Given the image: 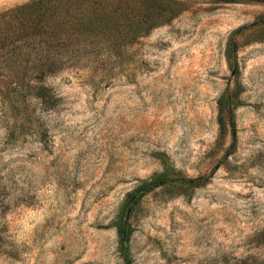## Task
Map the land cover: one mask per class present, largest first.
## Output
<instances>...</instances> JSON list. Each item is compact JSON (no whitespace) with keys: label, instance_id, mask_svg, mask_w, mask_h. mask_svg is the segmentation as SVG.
<instances>
[{"label":"rangeland","instance_id":"1","mask_svg":"<svg viewBox=\"0 0 264 264\" xmlns=\"http://www.w3.org/2000/svg\"><path fill=\"white\" fill-rule=\"evenodd\" d=\"M32 1L0 0V264H123V220L132 264H264V2ZM165 171L204 183L128 213Z\"/></svg>","mask_w":264,"mask_h":264},{"label":"trees","instance_id":"2","mask_svg":"<svg viewBox=\"0 0 264 264\" xmlns=\"http://www.w3.org/2000/svg\"><path fill=\"white\" fill-rule=\"evenodd\" d=\"M59 1L60 0H35V1L30 2L29 4H26L22 7H20L17 11L24 10V9H34L35 7H41V6L47 7L48 5L57 4ZM71 1H73V0H71ZM143 1H147V0H143ZM149 1L151 3H149V2H144V3H147L149 5V11H151L152 15L163 16V15L171 12V9L166 6L168 4V2L166 0H164V1L163 0H149ZM143 24H145V23L141 21L137 25L136 29H142V27H145V26H142ZM148 27L151 28L152 26L149 25ZM45 93H46L45 88H40L39 93L37 94V96L43 102H46V94ZM221 103H222V101H221ZM221 103H220V105H221ZM219 130H220V134L222 136L224 128H223V122L221 120H219ZM203 183L204 182L199 180V179L171 178V177H169L167 171L162 172V173L154 176L152 179L141 183L139 186H137L132 192H130L127 195L126 203H127V206H129L127 209V212H129L130 206L137 204L142 199V197L149 194L150 192H152L156 188H159L162 186H167L168 184H176V185H180V186L183 185V186L195 188V187L203 185ZM127 216H128V214H127ZM116 231H117V235L119 238L121 255H122V258L124 260L123 264H132V262L129 258V255H128V244H129V240H130L132 231L129 227L127 220L121 221L116 226Z\"/></svg>","mask_w":264,"mask_h":264},{"label":"water","instance_id":"3","mask_svg":"<svg viewBox=\"0 0 264 264\" xmlns=\"http://www.w3.org/2000/svg\"><path fill=\"white\" fill-rule=\"evenodd\" d=\"M254 1H258V2H264V0H254ZM129 213V212H128Z\"/></svg>","mask_w":264,"mask_h":264}]
</instances>
